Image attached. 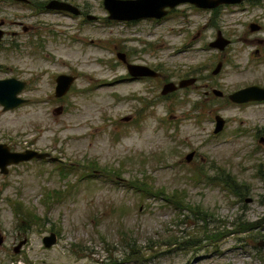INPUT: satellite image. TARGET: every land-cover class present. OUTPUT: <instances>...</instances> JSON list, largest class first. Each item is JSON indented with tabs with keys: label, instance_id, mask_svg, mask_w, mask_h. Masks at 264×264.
I'll use <instances>...</instances> for the list:
<instances>
[{
	"label": "rangeland",
	"instance_id": "obj_1",
	"mask_svg": "<svg viewBox=\"0 0 264 264\" xmlns=\"http://www.w3.org/2000/svg\"><path fill=\"white\" fill-rule=\"evenodd\" d=\"M67 1L96 19L0 0L7 31L0 78L30 80L19 94L28 102L0 105V142L56 158L0 173V264H264L256 244L264 239V101L227 98L264 86V0L213 9L185 3L160 20L133 22L108 20L102 0ZM217 31L229 40L223 50L208 45ZM118 51L168 80L193 74L197 81L167 96L162 80H152L150 93L115 83L123 73ZM68 71L77 80L56 98L54 74ZM132 92L147 102L132 101ZM215 115L225 122L218 133ZM137 179L163 195L145 197ZM56 190L63 197L52 202ZM174 192L187 207L165 200ZM29 214L34 221H25ZM49 232L58 237L44 247Z\"/></svg>",
	"mask_w": 264,
	"mask_h": 264
},
{
	"label": "water",
	"instance_id": "obj_2",
	"mask_svg": "<svg viewBox=\"0 0 264 264\" xmlns=\"http://www.w3.org/2000/svg\"><path fill=\"white\" fill-rule=\"evenodd\" d=\"M16 2L27 3L29 0H13ZM244 0H102V5L107 11V19L115 21H136L141 19H155L159 20L167 15L169 10L174 9L180 4H190L199 9H213L223 4H237ZM45 7L52 10H62L71 14H79V9L66 1L62 0H49ZM87 19L93 20L95 15L88 14ZM2 22H0V25ZM250 30H258L259 25L250 23ZM2 38V30L0 29V39ZM229 43V40L221 35L220 31L216 32L214 40L210 41L208 45L212 48L223 50ZM117 57L124 58L123 53H117ZM221 62H218L215 68L212 70V74L219 72ZM127 71L131 75L139 76H156L157 73L147 66L138 64H127ZM74 77L66 74H60L56 77V87L54 96H63L69 89ZM195 82V78L180 79L177 84L172 81L166 82L160 90L161 95L169 94L175 91L177 88H184L192 85ZM25 82L15 77H8L0 79V105L3 110L12 109L22 103L26 102L25 98H22L19 94L24 88ZM213 94L216 96H222V91L213 89ZM228 99L234 103H246L250 101H263L264 100V86L257 84H251L239 89H236L227 95ZM61 106L56 108L57 112H60ZM127 119V118H126ZM215 125L213 132L218 133L224 126V119L215 115ZM259 142L264 144V138L260 137ZM192 157V153H188L185 156V160L188 161ZM45 159L55 160L56 158L50 157L46 152H39L33 149H25L23 151L11 150L8 144L0 142V173L5 174L8 172V167L21 162H26L30 159ZM2 237L0 236V244ZM25 242L22 240L18 246L15 247L16 252L18 248ZM56 242V234L49 232L42 237V243L44 247H50ZM257 246L264 248V239L257 241Z\"/></svg>",
	"mask_w": 264,
	"mask_h": 264
},
{
	"label": "flooded vegetation",
	"instance_id": "obj_3",
	"mask_svg": "<svg viewBox=\"0 0 264 264\" xmlns=\"http://www.w3.org/2000/svg\"><path fill=\"white\" fill-rule=\"evenodd\" d=\"M9 1V0H8ZM10 1H12V2H16V1H13V0H10ZM49 0H45V1H43V0H37V1H34V0H29L27 3H24V2H17V3H19V4H21V5H24V6H26V7H30V8H35V9H37V10H39V12H52V13H56V14H63V15H66V16H78V17H83V18H85V19H87V15H88V12H87V7H86V5L84 6V5H82L83 7L82 8H80V6L77 4V3H75V2H73V1H67V0H62V1H66V2H69V3H71V4H73V5H75L78 9H79V14H77V15H74V14H71V13H69V12H66V11H62V10H52V9H47L46 7H45V4L48 2ZM172 10H169L168 11V13L169 12H171ZM167 13V14H168ZM165 16H167V15H165ZM164 16V17H165ZM164 17H162V18H164ZM161 18V19H162ZM96 19V18H95ZM89 20V19H88ZM94 20V19H93ZM153 20H155V19H153ZM160 20V19H159ZM136 21H138V20H136ZM2 22V24L0 25V29L2 30V38L0 39V43H1V41L4 39V37H5V35L7 34V31L5 30V29H3V21H1ZM122 22H133V21H122ZM19 25H21V23L19 24ZM22 28H23V30L24 31H27L28 30V27H26V26H21ZM11 34L12 35H15L16 34V32H11ZM12 44V43H11ZM228 45V44H227ZM226 45V46H227ZM226 46L224 47V48H226ZM117 53H123L124 54V58L123 59H120L119 57H117ZM131 54L130 53H128V51L126 52V51H118V52H116V58H117V64L119 65V66H121L122 68H123V73L120 75V76H117V78H115V80L113 81V82H115V83H118V84H122V83H133V84H142V89H144L145 90V92H147V93H150L151 91H152V80H162L163 81V83H162V85H161V88L163 87V85L166 83V82H169V81H171V80H168V78L166 77V74H163L161 71H160V69H158V68H156V67H154V66H149L148 65V63L146 62V61H143V60H141V61H137L135 58H133L132 56H130ZM128 63H132V64H138V65H143V66H147V67H149L150 69H152V70H154L156 73H157V75L156 76H139V75H131L128 71H127V64ZM60 74H66V75H70V76H72V77H74V79H73V81H72V83H71V85H70V87H69V89H68V91L71 89V87L74 85V83H75V81L77 80V74H75V73H72L71 71H68V72H59V73H57V74H54V78H53V84H54V87H53V94H54V92H55V87H56V77L58 76V75H60ZM187 76H189V77H187V76H182V75H179L178 76V80L177 81H172V82H174L175 84H177L178 82H179V80L180 79H184V78H195V82L197 81V78H198V76H194L193 74H186ZM12 77V76H11ZM4 78H8V77H2V78H0V79H4ZM18 79V78H17ZM20 80V79H19ZM166 80V81H165ZM22 81H24L25 82V86H24V88L22 89V90H24V89H26V88H28V86H30V80L29 79H27V80H22ZM165 81V82H164ZM194 82V83H195ZM193 83V84H194ZM192 84V85H193ZM192 85H189V86H192ZM189 86H186V87H184L185 89L187 88V87H189ZM178 89H182V88H177L175 91H177ZM213 89H215V88H213ZM213 89H211V92H212V90ZM21 90V91H22ZM161 90V89H160ZM217 90H219V89H217ZM67 91V92H68ZM175 91H173V92H175ZM221 91V90H220ZM66 92V93H67ZM173 92H170L169 94H171V93H173ZM65 93V94H66ZM206 93L207 92H205V95H206ZM213 93V92H212ZM64 94V95H65ZM169 94H166V95H163V96H167V95H169ZM63 95V96H64ZM63 96H60V97H56V98H61V97H63ZM216 96V95H215ZM222 96H223V93H222ZM217 97H221V96H217ZM23 98V97H22ZM228 98V97H227ZM26 99V102H28V99L27 98H25ZM147 99H148V97L146 96V95H144V96H142V97H140V96H138L137 95V93H134V92H132V94H131V100L132 101H134V102H147ZM264 101V100H263ZM25 102V103H26ZM250 102H262V101H250ZM247 103V102H246ZM127 118V119H126ZM131 119V117L130 116H127V117H125L124 118V121H128V120H130ZM215 120V119H214ZM224 127V126H223ZM214 129V128H213ZM220 132V131H219ZM192 153V155H193V152H191ZM57 237H58V235H56ZM20 250V247L18 248V250H17V252Z\"/></svg>",
	"mask_w": 264,
	"mask_h": 264
},
{
	"label": "trees",
	"instance_id": "obj_4",
	"mask_svg": "<svg viewBox=\"0 0 264 264\" xmlns=\"http://www.w3.org/2000/svg\"><path fill=\"white\" fill-rule=\"evenodd\" d=\"M260 172H261V170H259V173ZM225 175H227V176L224 177L223 181L226 183V185L229 186V187H231L232 184L234 185V181L231 179V177L229 176V174H225ZM221 176L222 175L220 174V177L215 176V178L222 179ZM215 178H213V180H215ZM141 181L142 180H138L137 179L136 183H134L133 186L135 187V189H137V190L139 189L138 192L141 193L142 195H144L145 197L153 196V195H158L160 197V195H163V191L161 189H156V191L154 192L155 194H152L153 187L150 188V187H148L146 185V182H142L141 183ZM52 196L54 198H52ZM52 196L50 197V199H53L52 202H58L60 200V198L63 197L62 196V192L57 191V190L55 192H53ZM162 197H164V196H162ZM166 197L167 198H165V200L168 201V202L170 201L171 198H174L176 201L173 202V205H176L177 207L178 206L181 207V208H183V206L187 207L186 204H185V200L183 199V197H182V199L181 198H178V193L177 192L172 193L170 196L166 195ZM34 216L35 215H33V214L32 215L29 214L28 215V218L25 219V221H27V220L29 222L34 221L32 219V217H34ZM40 224L41 223H39V225ZM41 226H43V222H42Z\"/></svg>",
	"mask_w": 264,
	"mask_h": 264
}]
</instances>
